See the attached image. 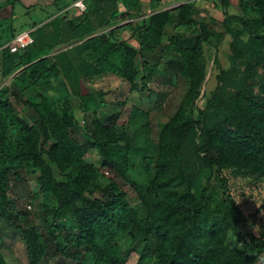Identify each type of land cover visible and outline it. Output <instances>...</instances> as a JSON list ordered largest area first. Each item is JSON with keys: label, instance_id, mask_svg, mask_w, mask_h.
<instances>
[{"label": "trees", "instance_id": "1", "mask_svg": "<svg viewBox=\"0 0 264 264\" xmlns=\"http://www.w3.org/2000/svg\"><path fill=\"white\" fill-rule=\"evenodd\" d=\"M89 1L94 7L92 15L98 22L84 12L69 18L61 13L64 7L57 16L31 31L33 41L26 48L18 52L4 48L1 52L0 74L10 78V84L0 88V220L4 219L20 231L27 264H39L46 252L42 234L34 225L21 228L15 225L14 216L5 205L10 173H17L21 167L28 166L39 173V192L53 194L62 189L58 209L71 207L78 227L76 246L90 251L97 264H125V255L115 239L130 225L133 236L143 242L139 264L148 254L149 236L153 232L158 242L157 264H232L231 256L221 261L214 253L200 250L194 232L199 218L210 208L209 178L201 185L204 171L236 165L264 178V0H239L238 11L233 15L227 10V0H219L223 22L232 20L239 25V28L228 27L231 60H238L242 56V34L248 35L249 50L231 102L222 105L221 114L208 126L187 115V108L198 95L205 78L203 45L211 33L206 23L193 17L191 2L185 1L175 6L177 24L192 25L199 31L197 35L187 38L171 35L164 45L167 51L180 56V74L188 80V87L177 111L159 132L154 174L146 188L147 195H157L161 189L163 192V197L155 204V213L162 221L158 225L144 196L146 216L139 223L123 192L113 182L101 187L98 196L87 199L86 207H78L76 203L85 198L87 181L81 174L72 177L64 171L73 164L80 165L81 171L94 170L93 165L82 163V159L88 148L95 147L101 158V166L126 177L129 139L123 130H118L112 124L115 116L111 115L107 118L108 122H103L94 110L91 111V118L84 125L86 141L82 144L70 133L78 121L69 106L74 99H80L78 104L81 106L84 99L80 84L82 79L93 80L103 74L117 76L126 81L131 90L142 92L146 82L145 71L139 86L135 82L138 75L136 57L139 53H152L161 45L172 12L168 9L158 10L140 19L141 23H136L134 17L137 12L131 14L130 10L136 9L137 0ZM117 1L123 2L127 10L118 12ZM151 3L157 7L161 5V0H151ZM247 9L257 13L258 17L248 18L245 14ZM116 16L126 21L121 28L131 29L129 36L137 46L127 44L126 38L115 40V30L98 32ZM73 40L82 41L59 53H50L54 47ZM72 52L76 57L71 56ZM84 54L89 60L85 59ZM142 67L144 70V62ZM59 78L65 82L71 94L62 97L65 106L61 111L58 102L42 89L45 82ZM19 85H23L18 91L26 97L24 104L33 109L44 134L13 111L11 97L17 98ZM213 101L214 94L206 109ZM11 130L14 132L12 137ZM47 140H52L48 149L44 147ZM52 165L65 175V182L54 177ZM174 179L184 185L186 191H163L162 182L168 183ZM222 185L225 212L211 233L216 246L224 244L228 230H236V220L230 219V212L235 216L239 214L225 189V183ZM170 219H181L182 223L172 228L166 225ZM52 238L64 254L56 237L53 235ZM1 241L0 226V245ZM0 264H7L1 252Z\"/></svg>", "mask_w": 264, "mask_h": 264}, {"label": "rangeland", "instance_id": "2", "mask_svg": "<svg viewBox=\"0 0 264 264\" xmlns=\"http://www.w3.org/2000/svg\"><path fill=\"white\" fill-rule=\"evenodd\" d=\"M81 1L84 5L83 11L80 12L76 7H72V4L67 7L68 12L63 9L61 13L71 18L84 12L89 14L93 21L98 22L97 18L92 15L94 7L91 6L90 1ZM178 1H162L159 8L170 10L172 19L165 28L161 45L152 53L143 52L136 57L138 75L135 82L139 86L145 71L146 82L142 92L131 90L126 81L111 74H103L93 80L82 79L80 82L81 93L84 96L81 106L79 107L78 104L80 99L72 100L69 106L78 121V124L70 131L72 137L79 143H85L84 125L89 122L91 111L94 110L103 122H108L107 118L114 115L115 120L112 124L128 136L129 155L125 165V178L113 169L101 166V158L95 147L88 148L82 159V163L93 165L94 170L81 171L78 164L69 165L65 169L66 175L76 177L81 174L87 181L85 198L76 203L78 207H86L87 199L98 196L101 187L113 182L117 189L123 192L125 200L133 208L139 223L143 222L146 216L147 205L153 210L156 225L162 223L155 213V204L163 197L162 189L157 195H147L146 188L154 174L159 132L177 111L188 87V80L180 74V56L175 52L167 51L164 45L171 35L187 38L197 35L199 31L192 25L177 24L175 6ZM238 2L239 0L236 4H229L230 14L237 13ZM117 11H123L121 1H117ZM245 14L251 19L258 17V14L250 9H247ZM125 22L121 16H116L98 29V32L105 33L110 29L115 30V40H119L120 37L126 38L127 44L137 46L135 40L129 36L131 29L121 28ZM135 22L141 23L140 18ZM228 27L239 28V25L232 20L213 21L211 26L207 25L211 36L203 45L206 74L198 95L187 108V115L207 126L217 120L221 114L222 105L231 102L243 65L248 57L249 38L247 34H242L240 37L242 56L238 60H231L228 49L231 36L228 33ZM81 41L73 40L68 44L54 47L50 53H59L78 45ZM71 56L76 57L73 52ZM84 56L86 60H89L85 54ZM142 62L145 63L144 70ZM21 87L23 85L17 87V98L11 97L13 111L19 114L27 124L35 125L44 134L35 112L23 102V98L26 97L18 91ZM13 89L16 88L13 87ZM42 89L58 102L60 111L65 106L61 101L62 97L71 95L65 82L60 78L45 82ZM213 94L215 101L206 109ZM13 135L14 132L11 130L10 136ZM51 142L52 140H47L44 147L48 149ZM52 171L58 181H66L65 175L60 174L54 165H52ZM174 176L175 171L172 177ZM38 177V171L28 166L21 167L17 173L11 172L5 205L14 216L15 225L20 228L34 225L42 234L46 243V252L39 264H97L90 251L76 246L75 237L78 234V227L71 207L58 209L62 189H58L53 194L41 193ZM206 178L210 180V208L199 218L194 232L199 249L214 253L213 255L221 261L226 256H231L233 257L232 264H264V178L251 174L236 165L220 170L213 168L211 171H204L201 185ZM222 183H225V189L231 195L233 205L237 207L239 214L235 216L230 212V219L236 220V230H228L224 244L216 246L211 233L216 228L220 216L225 212ZM162 185L163 191L173 190L179 193L186 191V187L177 179L168 183L163 181ZM143 196L147 205L143 202ZM181 223V219L166 221V225L172 228L179 227ZM0 226L2 236L0 252L4 261L7 264H27L20 231L4 219L0 220ZM53 235L64 254L56 246ZM115 243L125 255V264H139L143 242L133 236L132 225L119 233ZM157 249L158 242L153 232L149 236V251L142 264H157Z\"/></svg>", "mask_w": 264, "mask_h": 264}, {"label": "crops", "instance_id": "3", "mask_svg": "<svg viewBox=\"0 0 264 264\" xmlns=\"http://www.w3.org/2000/svg\"><path fill=\"white\" fill-rule=\"evenodd\" d=\"M75 1L77 0H0V47L6 45L15 34L32 31L47 23L57 16L64 7H70ZM185 1L192 3L193 17L209 26L213 21L222 22L224 19L219 0H179L178 3ZM227 2L232 5L236 4L237 0H227ZM122 4L123 11H126L125 4L123 2ZM152 6L151 0H137L136 9H131L130 13L137 12L134 20H139V18L142 19L155 11L162 10L159 8L160 6H153V8ZM227 10L229 12V9ZM1 60L0 53V63ZM9 84L10 78L0 74V88ZM23 100L25 99L23 98Z\"/></svg>", "mask_w": 264, "mask_h": 264}, {"label": "built area", "instance_id": "4", "mask_svg": "<svg viewBox=\"0 0 264 264\" xmlns=\"http://www.w3.org/2000/svg\"><path fill=\"white\" fill-rule=\"evenodd\" d=\"M72 7H76L80 12L84 10V5L81 0L75 1ZM65 11L68 12L67 8ZM32 41L31 30L19 32L6 45L0 47V53L4 48H8L10 52L21 51L31 44Z\"/></svg>", "mask_w": 264, "mask_h": 264}, {"label": "water", "instance_id": "5", "mask_svg": "<svg viewBox=\"0 0 264 264\" xmlns=\"http://www.w3.org/2000/svg\"><path fill=\"white\" fill-rule=\"evenodd\" d=\"M179 4H181V3H178L177 5H179Z\"/></svg>", "mask_w": 264, "mask_h": 264}]
</instances>
